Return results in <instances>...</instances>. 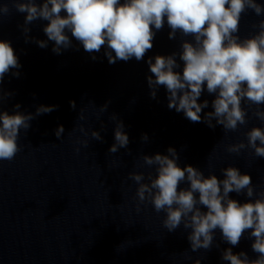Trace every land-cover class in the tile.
<instances>
[{
	"label": "water",
	"instance_id": "obj_1",
	"mask_svg": "<svg viewBox=\"0 0 264 264\" xmlns=\"http://www.w3.org/2000/svg\"><path fill=\"white\" fill-rule=\"evenodd\" d=\"M258 2L264 5V0ZM9 7L10 14L0 20V40L11 43L21 67L3 78L4 92L14 95L0 110L13 113L19 104L20 112L34 114L40 105L58 107L33 119L27 133L22 129L21 151L11 161H0V264H195L197 260L230 264L222 259L229 247L234 253L258 258L248 231L233 247L217 229L210 249L193 252L187 238L190 229L181 225L169 232L162 223L165 213L155 212L148 202L137 211V184L129 173L154 174L143 165L142 155H166L169 147L176 149L181 167L192 165L205 176L211 171L223 179L221 169L234 166L252 177L257 191L264 188V158L255 157L251 149L239 155L225 151L228 144L246 142L244 134L251 127H264L251 111L246 125L225 134L220 125L212 129L169 109L163 86L155 99L151 97L147 60L179 52L184 39L179 33L169 39L166 19L143 60L109 64L105 48L88 53L75 39L59 55L53 53L51 41L46 48L31 39L26 42L21 27L26 14L16 12L11 3ZM262 18L251 10L243 14L240 37L254 34L257 29L252 25ZM46 24L33 22L28 36L47 40ZM177 62L180 67L175 70L182 72L183 62L178 57ZM16 71L19 77L12 75ZM214 98L205 88L200 102L207 99L209 107L202 110V117L213 110ZM70 101H75V108ZM106 103L102 112L100 107ZM113 114L123 121L130 141L115 154L109 152L115 142ZM60 125L65 131L58 139L55 131ZM81 125L88 135L79 130ZM93 130L100 132L102 140L91 137ZM144 134L147 141L142 140ZM84 140L87 147L80 143ZM184 187L187 184L182 183L180 188ZM229 195L241 203L248 199L244 194Z\"/></svg>",
	"mask_w": 264,
	"mask_h": 264
},
{
	"label": "clouds",
	"instance_id": "obj_2",
	"mask_svg": "<svg viewBox=\"0 0 264 264\" xmlns=\"http://www.w3.org/2000/svg\"><path fill=\"white\" fill-rule=\"evenodd\" d=\"M9 3L16 12L26 14L21 26L26 42L31 39L46 48L51 41L53 53L59 55L71 48L75 39L88 53L105 48L109 64L132 58L143 60L166 19L169 39H176L178 33L184 39L179 52L156 55L154 62L153 58L147 60L152 74L147 77L151 97L155 99L157 89L163 86L169 109L212 129L220 125L225 134L246 125L249 111L251 117L264 125V18L252 25L257 29L254 34L244 38L239 35L243 14L251 10L256 16L264 17V5L258 0H3L0 20L10 14ZM38 20L47 21L43 27L47 40L28 36L29 25ZM177 57L183 62L182 72L175 70L180 67ZM20 67L11 43L0 40V106L14 95L4 92V76ZM12 75L19 77L20 73L16 71ZM205 88L215 98L211 101L213 110L202 117V110L209 107L207 99L200 102ZM69 103L75 108V101ZM14 107L13 113L0 110V161L13 160L21 151L18 144L21 130L27 133L33 119L51 113L58 106L40 105L34 114L20 112L19 104ZM107 107L106 103L100 110L104 112ZM78 118L84 119L82 112ZM110 119L115 121V142L109 152L115 154L127 148L130 141L123 121L115 114ZM79 130L88 135L82 125ZM64 131L63 125L58 126L56 137L60 139ZM244 135L246 142L228 144L225 151L239 155L251 149L255 157L264 158V127L253 126ZM91 137L102 140L96 130L91 132ZM142 140H148L147 134ZM80 143L88 145L87 140ZM167 153L142 155L143 165L153 169L154 174L153 171L129 173V178L137 184V211L140 204L148 202L155 212L165 213L162 223L169 232L181 225L190 229L187 238L193 252L210 249L217 229L222 239L233 247L248 231L249 238H254L251 248L258 258L250 259L243 251L234 253L229 247L222 253V259L230 264H264V188L257 191L252 177L234 166L222 168L224 178L219 179L211 171L205 176L192 165L181 167L175 148L169 147ZM182 183L187 187L180 188ZM233 192L248 199L244 203L232 199L229 194Z\"/></svg>",
	"mask_w": 264,
	"mask_h": 264
}]
</instances>
